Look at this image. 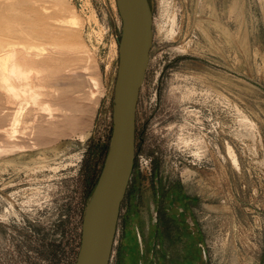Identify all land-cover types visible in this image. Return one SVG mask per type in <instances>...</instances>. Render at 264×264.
<instances>
[{
    "label": "rangeland",
    "instance_id": "obj_1",
    "mask_svg": "<svg viewBox=\"0 0 264 264\" xmlns=\"http://www.w3.org/2000/svg\"><path fill=\"white\" fill-rule=\"evenodd\" d=\"M149 1L110 264H161V241L179 262L178 225L157 240L151 225L182 211L196 264H264V0ZM120 38L115 0H0V264L75 263L108 155Z\"/></svg>",
    "mask_w": 264,
    "mask_h": 264
},
{
    "label": "water",
    "instance_id": "obj_2",
    "mask_svg": "<svg viewBox=\"0 0 264 264\" xmlns=\"http://www.w3.org/2000/svg\"><path fill=\"white\" fill-rule=\"evenodd\" d=\"M121 38L112 133L100 180L85 210L74 264H110L120 212L135 167L137 109L154 38L149 0H115Z\"/></svg>",
    "mask_w": 264,
    "mask_h": 264
},
{
    "label": "flooded vegetation",
    "instance_id": "obj_3",
    "mask_svg": "<svg viewBox=\"0 0 264 264\" xmlns=\"http://www.w3.org/2000/svg\"><path fill=\"white\" fill-rule=\"evenodd\" d=\"M153 218H152V227L154 228V238L157 240L158 239V230L161 228L164 223H172L175 225H178V230L182 231L184 236V256L182 259H179V262L177 261L176 264H196L195 262V251H196V231H195V223L193 222V218H186V212L182 211L180 212L181 216L178 218L177 216L173 215H166V212H154L153 213ZM168 216V218H167ZM182 217V218H181ZM183 229V230H182ZM181 233V232H180ZM180 233H178V237H180ZM159 243V242H158ZM157 241L156 243H153L152 245L154 248L157 249L160 248L159 244H161V252H162V257H161V264H175L173 262V259H170L169 255L165 251V245L164 242L161 241V243L158 244ZM200 247H203L202 244H199ZM146 248H148L146 246ZM144 252V248L142 249ZM151 253H154V250H150ZM205 258V256H204ZM159 264V263H158Z\"/></svg>",
    "mask_w": 264,
    "mask_h": 264
},
{
    "label": "bare ground",
    "instance_id": "obj_4",
    "mask_svg": "<svg viewBox=\"0 0 264 264\" xmlns=\"http://www.w3.org/2000/svg\"><path fill=\"white\" fill-rule=\"evenodd\" d=\"M13 72V71H12ZM13 75V74H12Z\"/></svg>",
    "mask_w": 264,
    "mask_h": 264
}]
</instances>
